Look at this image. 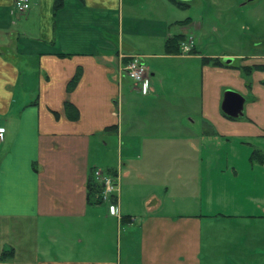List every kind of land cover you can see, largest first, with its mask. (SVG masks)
Returning <instances> with one entry per match:
<instances>
[{
	"label": "crops",
	"instance_id": "1",
	"mask_svg": "<svg viewBox=\"0 0 264 264\" xmlns=\"http://www.w3.org/2000/svg\"><path fill=\"white\" fill-rule=\"evenodd\" d=\"M14 1L0 0V264H123L122 247L125 264H264V56L174 13L141 21L137 0ZM134 56L147 92L122 73ZM228 90L242 117L223 112ZM96 171L118 190L93 204Z\"/></svg>",
	"mask_w": 264,
	"mask_h": 264
},
{
	"label": "rangeland",
	"instance_id": "2",
	"mask_svg": "<svg viewBox=\"0 0 264 264\" xmlns=\"http://www.w3.org/2000/svg\"><path fill=\"white\" fill-rule=\"evenodd\" d=\"M128 3L125 0V6ZM137 5L138 10L135 15L141 21L159 10L168 14L174 13L175 15L172 18H175V20L190 19L192 22L200 26L202 25L205 29L208 27L209 34L206 36V39L210 44L219 47L224 46V43L234 45L244 43L246 44L245 50L248 54L253 52L264 56V0H189L186 1L185 7L180 6L174 0H137ZM167 17L170 16L168 15ZM213 26L218 27L221 32L219 34H212L211 28ZM193 36L197 40V32L193 31ZM115 37L120 39V36L116 34ZM115 37H111L113 42H115ZM127 38L126 35L125 41ZM258 39L262 41V45L256 46L253 41H257ZM250 69L251 71L255 70L254 68ZM262 69L264 70V68ZM0 233L11 235L12 226L9 225L5 231H0ZM74 233L76 231L69 229L64 236L67 239H72L75 238ZM113 235L111 249L113 253H117L119 247L123 246V241L120 242L121 238H123V233L121 232L119 238H116L115 234ZM1 246L3 244L0 245V248H2ZM122 257V263L125 264V250L123 247Z\"/></svg>",
	"mask_w": 264,
	"mask_h": 264
},
{
	"label": "built area",
	"instance_id": "3",
	"mask_svg": "<svg viewBox=\"0 0 264 264\" xmlns=\"http://www.w3.org/2000/svg\"><path fill=\"white\" fill-rule=\"evenodd\" d=\"M14 8L17 13H25L30 9V0H15ZM192 47V39H188L187 42L182 43L181 55H189ZM122 73L131 79L136 85L141 87L142 91L147 92L149 90L151 72L148 66L144 63L142 57L134 56L126 61L122 68ZM3 138L4 131L0 129V142ZM95 178L101 188L100 199H102V201H110L118 190L115 177L105 174L102 171H96Z\"/></svg>",
	"mask_w": 264,
	"mask_h": 264
},
{
	"label": "water",
	"instance_id": "4",
	"mask_svg": "<svg viewBox=\"0 0 264 264\" xmlns=\"http://www.w3.org/2000/svg\"><path fill=\"white\" fill-rule=\"evenodd\" d=\"M186 2L189 0H179ZM225 62H231V60L226 59ZM246 99L238 92L233 90H228L225 92L224 100L222 103L223 112L232 118H239L244 115V105Z\"/></svg>",
	"mask_w": 264,
	"mask_h": 264
},
{
	"label": "trees",
	"instance_id": "5",
	"mask_svg": "<svg viewBox=\"0 0 264 264\" xmlns=\"http://www.w3.org/2000/svg\"><path fill=\"white\" fill-rule=\"evenodd\" d=\"M174 1H176V0H174ZM177 3L180 6L185 7L184 2L177 1ZM63 4H64V0H55V10L56 11L60 10L63 7ZM181 40H183V38L176 37V38L173 39V41H172L173 43L172 44H174V45H177V43L180 44V42H182ZM262 68H264V67H262ZM245 70H246L247 74L251 73V69L250 68H247ZM68 107H69V105H68ZM88 189H89V194H88L89 195V202L93 203V204H98L99 200H100V197H99L100 190H99L98 186H96V184L91 181V182H89Z\"/></svg>",
	"mask_w": 264,
	"mask_h": 264
}]
</instances>
